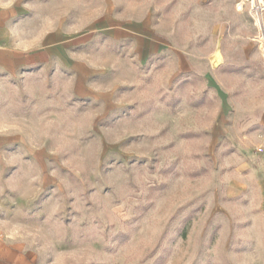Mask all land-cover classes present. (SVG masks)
I'll list each match as a JSON object with an SVG mask.
<instances>
[{
	"label": "rangeland",
	"instance_id": "rangeland-1",
	"mask_svg": "<svg viewBox=\"0 0 264 264\" xmlns=\"http://www.w3.org/2000/svg\"><path fill=\"white\" fill-rule=\"evenodd\" d=\"M0 4L98 50L102 17L145 16L168 47L96 59L94 99L61 67L0 84V264H264V0Z\"/></svg>",
	"mask_w": 264,
	"mask_h": 264
},
{
	"label": "crops",
	"instance_id": "crops-1",
	"mask_svg": "<svg viewBox=\"0 0 264 264\" xmlns=\"http://www.w3.org/2000/svg\"><path fill=\"white\" fill-rule=\"evenodd\" d=\"M93 30L105 37L99 50L90 39L84 38L85 34L72 37L56 29L44 35L35 21L25 16L12 18L10 9L0 4V84L15 78L36 81L48 70H55L57 74L61 67L63 78L70 82L76 97L94 99L98 93L88 81L94 79L91 70L98 65L96 59H138L145 64L168 49L164 36L162 40L156 36L154 25L145 16L124 19L107 14ZM223 63L221 61L216 67ZM26 117L25 114L19 118L18 134L24 142ZM10 132V129L8 133L0 131V143L10 141Z\"/></svg>",
	"mask_w": 264,
	"mask_h": 264
},
{
	"label": "bare ground",
	"instance_id": "bare-ground-1",
	"mask_svg": "<svg viewBox=\"0 0 264 264\" xmlns=\"http://www.w3.org/2000/svg\"><path fill=\"white\" fill-rule=\"evenodd\" d=\"M256 25L259 28L260 37L263 38V35H264V24H263V21L261 19L257 18Z\"/></svg>",
	"mask_w": 264,
	"mask_h": 264
},
{
	"label": "built area",
	"instance_id": "built-area-1",
	"mask_svg": "<svg viewBox=\"0 0 264 264\" xmlns=\"http://www.w3.org/2000/svg\"><path fill=\"white\" fill-rule=\"evenodd\" d=\"M242 2L244 3V0H242Z\"/></svg>",
	"mask_w": 264,
	"mask_h": 264
}]
</instances>
